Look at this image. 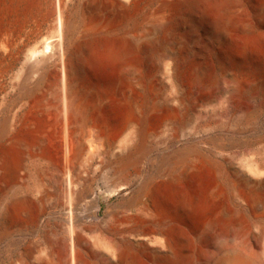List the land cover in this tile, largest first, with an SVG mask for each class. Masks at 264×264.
<instances>
[{
  "label": "bare ground",
  "instance_id": "bare-ground-1",
  "mask_svg": "<svg viewBox=\"0 0 264 264\" xmlns=\"http://www.w3.org/2000/svg\"><path fill=\"white\" fill-rule=\"evenodd\" d=\"M249 2L0 0V243L38 230L8 264H196L202 252L178 237L174 218L200 222L202 242L238 232L246 200L199 150L159 149L158 171L168 165L174 179L212 169L223 182L208 190L211 216L208 201L183 195L167 206L145 172L153 135L182 110L241 111L259 95L261 83L219 77L211 64L215 53L246 52L236 41L254 30ZM253 13L264 25V4ZM251 174L238 177L264 209V170ZM100 196L121 201L101 213ZM245 250L221 247L216 261L258 264Z\"/></svg>",
  "mask_w": 264,
  "mask_h": 264
},
{
  "label": "rangeland",
  "instance_id": "rangeland-1",
  "mask_svg": "<svg viewBox=\"0 0 264 264\" xmlns=\"http://www.w3.org/2000/svg\"><path fill=\"white\" fill-rule=\"evenodd\" d=\"M260 4H264V0H250L245 7L244 18L254 24V30L250 35L236 42L243 43L246 52L241 56L237 54L225 56L215 53L211 57L214 74L222 77L227 71H233L245 81L261 83L262 89L259 91V95L254 101L247 97L244 98L241 111L234 106L224 107L215 102L209 103V105L201 104L187 107L177 114L173 124L168 123L162 131L153 135L146 158L147 170L145 175L150 179L155 195L162 198L168 204L167 206L170 205L168 201L172 203L183 195L182 198L190 197L191 200L198 201V203L208 201L205 204L208 205L209 203V215L211 216L217 209V202L214 201L213 203L206 199L209 196L208 190L218 186V182L222 183L223 181L218 179L219 176L207 167H202L203 169L201 168L195 173L181 174L173 179L177 175L170 171L168 165L163 166L161 171H158L159 149L170 157H173L178 150L187 147L199 150L203 156L214 160L224 168L227 177L237 187V193L240 192L246 200V203L243 204L245 207L243 225L238 232L209 239L206 242L200 241V222L189 224L185 219H173L172 227L178 237L185 243L187 241L193 252H196L197 249L202 252L197 258L196 264H218L215 256L219 248L234 247V245H241L243 249H246L247 255L256 258L258 264H264V237L257 239L263 221L255 223V218L263 215L264 209L255 205L238 177L241 172L254 177L251 171L257 168L264 170V25L254 23L253 19V11ZM100 176L101 174L97 173L95 181ZM98 184L96 182L94 187L97 188ZM261 196L259 201L262 198L261 203L264 207L263 191H261ZM100 200L101 213L108 208L117 206L121 201V199H115L112 203H107L101 196ZM228 203L237 204L238 202L230 200L228 197ZM169 215L170 213L165 217ZM61 217L59 212L51 214L52 224L57 223ZM100 217L103 218L102 215ZM37 231L13 236L11 238L13 246H9L8 241L1 242L0 264H8L14 248L21 246L28 237L36 236ZM252 236L256 239L254 240Z\"/></svg>",
  "mask_w": 264,
  "mask_h": 264
}]
</instances>
